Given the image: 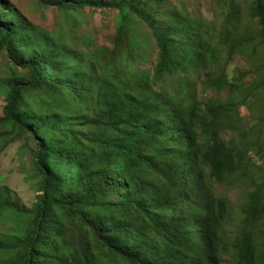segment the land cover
I'll return each instance as SVG.
<instances>
[{"label": "trees", "instance_id": "trees-1", "mask_svg": "<svg viewBox=\"0 0 264 264\" xmlns=\"http://www.w3.org/2000/svg\"><path fill=\"white\" fill-rule=\"evenodd\" d=\"M223 1L231 21L217 30L163 0H38L73 23L86 8L117 11L111 49L84 37L74 50L70 27L42 31L0 11V51L16 66L0 124L33 141L39 179L30 210L0 196L12 226L0 264H221L230 251L264 264V72L228 75L236 53H264V0H248L257 32L239 0ZM142 21L158 48L152 70L139 66ZM202 73L226 98L197 101ZM174 77L171 94L160 83ZM243 105L255 108L238 145L222 133L240 128ZM211 181L250 183L239 218Z\"/></svg>", "mask_w": 264, "mask_h": 264}, {"label": "rangeland", "instance_id": "rangeland-1", "mask_svg": "<svg viewBox=\"0 0 264 264\" xmlns=\"http://www.w3.org/2000/svg\"><path fill=\"white\" fill-rule=\"evenodd\" d=\"M242 5L241 20L254 29L259 30L257 18L251 17L248 0H239ZM179 8L188 11L190 14L197 16L210 27L219 30L224 25H228L231 18L227 16L228 11L224 7L223 0H163V9ZM0 11L4 14H17L22 17L23 23L29 27L35 26L42 31L61 32L66 31L70 34L69 27L73 29L72 39L73 49H83V44L79 43L84 37H91L94 43L99 46H106L109 49L114 47L116 39V19L118 12L108 9H96L95 11L86 8L82 15H75L80 19L79 23H73L72 17L65 15L57 8L44 7L39 4L38 0H0ZM6 17V20H9ZM68 24V25H66ZM138 29L141 32V38L147 40L148 46L145 47L144 53L146 58L139 66L141 68L152 70L157 60L158 48L155 39L152 37L150 29L146 22H140ZM75 37V38H74ZM253 44H257L253 41ZM264 51V49H262ZM262 53V52H261ZM262 56L251 55L250 53H236L234 58L228 63L229 78H235L240 73H247L246 83L256 81L260 72H264V53ZM226 59V53L223 52L222 60ZM16 68L9 60L5 49L0 51V116L2 115L5 96L11 84L10 70ZM216 70L217 67H212ZM18 70V69H17ZM197 83L194 84L195 96L197 101L204 104L211 97L226 98L227 91L217 90L207 86L204 83L205 74L202 73L193 76ZM177 77L170 81H164V84L171 94L175 92ZM182 90L179 95L183 96ZM191 100L188 101L190 103ZM253 106L243 105L241 112L243 121L240 128L226 130L222 133V138L229 142L234 141L241 144L242 140L239 132L245 130L253 123ZM17 130L11 131L0 124V196L22 210H30L38 201L37 182L38 173L33 156V141L23 136L16 138ZM212 193L215 198H222L229 202L230 211L237 218L241 215V207L247 200V192L252 187L250 183L238 182L233 185L229 182H213ZM12 226L8 219L0 218V241H8ZM224 239L231 244L235 237L239 235L238 221L228 225L223 230ZM221 264H239L238 258L234 251L224 255Z\"/></svg>", "mask_w": 264, "mask_h": 264}]
</instances>
